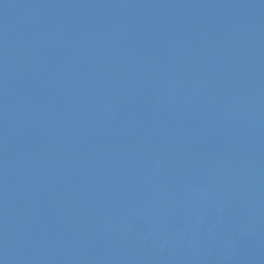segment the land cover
Listing matches in <instances>:
<instances>
[{"label":"water","instance_id":"95a60500","mask_svg":"<svg viewBox=\"0 0 264 264\" xmlns=\"http://www.w3.org/2000/svg\"><path fill=\"white\" fill-rule=\"evenodd\" d=\"M0 264H264V0H0Z\"/></svg>","mask_w":264,"mask_h":264}]
</instances>
